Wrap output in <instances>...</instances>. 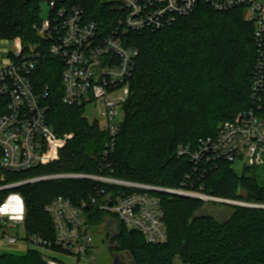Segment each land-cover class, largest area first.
<instances>
[{
	"label": "trees",
	"instance_id": "trees-1",
	"mask_svg": "<svg viewBox=\"0 0 264 264\" xmlns=\"http://www.w3.org/2000/svg\"><path fill=\"white\" fill-rule=\"evenodd\" d=\"M41 1L0 0V40L20 38L25 53L36 46L41 62L32 81L38 91L49 87L44 99L47 121L65 144L47 164L22 173L5 172L0 186L42 174L82 173L264 205V166H244L238 172L227 161L196 165L178 156L180 146L195 148L202 139L215 138L222 123L251 106L256 43L254 26L243 9L220 11L200 2L193 13L161 30L121 29L125 45L136 47L139 55L125 118L108 157L110 167L105 168L109 134L84 116V106L63 103L64 65L52 57L50 43L37 30L44 19ZM61 4L82 8L86 19L99 23V35L111 33L121 18L110 0ZM97 189L116 195L138 191L90 179L45 180L0 190V207L11 194L20 193L26 237L54 240L46 206L58 196L77 204ZM147 192L161 201L167 240L149 243L141 232L117 223L119 248L113 250L128 253L133 264H173L176 256L182 264H264V207L231 205L229 218L219 221L197 214L205 205L200 198ZM89 211L93 225L112 216L93 206ZM0 264L48 263L41 250L33 248L22 255L0 252Z\"/></svg>",
	"mask_w": 264,
	"mask_h": 264
},
{
	"label": "built area",
	"instance_id": "built-area-1",
	"mask_svg": "<svg viewBox=\"0 0 264 264\" xmlns=\"http://www.w3.org/2000/svg\"><path fill=\"white\" fill-rule=\"evenodd\" d=\"M47 17L37 29L50 43L52 57L63 65V103L86 107L99 104L103 121L97 123L109 134L103 150V167H110L108 157L114 152L119 127L125 118L124 107L130 98L129 81L139 51L126 46L121 29L142 32L157 31L172 25L179 17L193 13L200 2L216 10H244L254 26L256 62L251 83V106L232 121L220 125L215 138L202 139L195 148L180 146L178 156H185L196 165H214L227 161L234 166H264V0H110L120 14L111 33L99 35V23L88 20L82 8L67 7L63 0H46ZM0 52V179L5 172L22 173L57 159L65 139L57 138L47 121L48 106L44 99L49 87L37 90L32 73L41 62V55L32 46L25 53L20 38ZM90 179L119 187L137 189L132 193L114 194L97 189L87 200L74 203L64 196L56 197L46 211L52 218L54 240L27 237L41 251L61 252L76 259L77 264H92L87 253L92 247L93 226L90 207L112 215L117 223L141 232L149 243L167 240V227L161 201L147 191H161L200 198L205 202H229L237 205L264 207L244 201L228 200L204 193L174 190L118 179L112 176L82 173H51L29 177L0 186V190L45 180ZM2 220V221H1ZM0 244L14 245L23 240L17 231L20 223L0 215ZM15 230L16 232H12ZM48 264H60L45 252Z\"/></svg>",
	"mask_w": 264,
	"mask_h": 264
},
{
	"label": "rangeland",
	"instance_id": "rangeland-1",
	"mask_svg": "<svg viewBox=\"0 0 264 264\" xmlns=\"http://www.w3.org/2000/svg\"><path fill=\"white\" fill-rule=\"evenodd\" d=\"M42 14L46 18L49 12V5L46 0L41 1ZM12 47L11 43H5L0 41V52L6 53ZM84 116L89 119H98L103 121V116L101 115V107L99 104H88L84 110ZM244 165L242 163H237L235 169L241 172ZM231 205H237L229 202H205L203 208L197 213L198 215H211L214 216L219 221H225L229 218L232 207ZM0 215H7L11 220L16 219L20 223V228L17 231L19 233L20 239L23 240L14 245H4L0 244L1 253H12V254H25L29 249L38 248L33 242L26 240V234L24 230L26 207L24 198L20 193H13L7 199L5 205L0 207ZM114 218L108 216L100 224H95L91 228V234L93 236V244L87 253V258H90L92 264H113L114 256L119 254L120 259L125 264H133L132 259L129 254L123 250L116 252L107 247V241L112 235V230L114 229ZM2 221V220H1ZM0 221V225H2ZM12 232H16L12 230ZM43 252V251H41ZM48 256L57 260L60 264H77V261L73 257H69L61 252H46ZM43 252V253H44ZM173 264H182L179 256H176Z\"/></svg>",
	"mask_w": 264,
	"mask_h": 264
},
{
	"label": "water",
	"instance_id": "water-1",
	"mask_svg": "<svg viewBox=\"0 0 264 264\" xmlns=\"http://www.w3.org/2000/svg\"><path fill=\"white\" fill-rule=\"evenodd\" d=\"M107 247L111 250L119 248V244L116 242V235H110L107 241ZM113 264H125L121 261L119 254L114 256Z\"/></svg>",
	"mask_w": 264,
	"mask_h": 264
},
{
	"label": "flooded vegetation",
	"instance_id": "flooded-vegetation-1",
	"mask_svg": "<svg viewBox=\"0 0 264 264\" xmlns=\"http://www.w3.org/2000/svg\"><path fill=\"white\" fill-rule=\"evenodd\" d=\"M112 234H113V235H116V231H115V229L112 230Z\"/></svg>",
	"mask_w": 264,
	"mask_h": 264
}]
</instances>
